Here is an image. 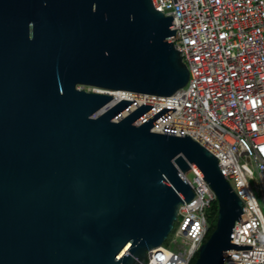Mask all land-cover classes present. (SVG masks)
Here are the masks:
<instances>
[{
    "label": "water",
    "instance_id": "water-1",
    "mask_svg": "<svg viewBox=\"0 0 264 264\" xmlns=\"http://www.w3.org/2000/svg\"><path fill=\"white\" fill-rule=\"evenodd\" d=\"M171 15L151 0H0V264H146L194 193L190 167L217 198L193 264H224L242 201L196 140L142 124L153 105L113 119L124 89L169 96L188 70ZM234 257V256H233Z\"/></svg>",
    "mask_w": 264,
    "mask_h": 264
},
{
    "label": "built area",
    "instance_id": "built-area-1",
    "mask_svg": "<svg viewBox=\"0 0 264 264\" xmlns=\"http://www.w3.org/2000/svg\"><path fill=\"white\" fill-rule=\"evenodd\" d=\"M151 2L173 19L170 29L174 36L167 39L178 48L188 70L186 84L169 96L124 89L90 90L113 95L100 110L121 99L132 101L113 119L141 104L153 105L133 121L136 125L162 108L173 109L151 131L187 134L207 148L242 201L230 237L231 242L251 248L227 250L225 255L231 256L225 257L224 264H264V214L258 200L264 205V0ZM189 171L192 177L187 173L185 177L194 195L179 204L174 222L173 235L180 236L181 244L170 238L173 247L162 244L152 249L146 264H190L207 238V212L214 207L216 217L217 198L193 167Z\"/></svg>",
    "mask_w": 264,
    "mask_h": 264
},
{
    "label": "rangeland",
    "instance_id": "rangeland-1",
    "mask_svg": "<svg viewBox=\"0 0 264 264\" xmlns=\"http://www.w3.org/2000/svg\"><path fill=\"white\" fill-rule=\"evenodd\" d=\"M81 87H83V88H85V89H92V88H97V89H101L100 87H94V86H87V85H84V86H81ZM187 173V177H189V178H191L192 177V172L191 171H188V172H186ZM258 200H259V204H260V207H261V210H262V212H263V214H264V205L262 204V202H261V199L258 197ZM207 214H208V222L209 223H211V222H215L216 221V217H215V215H213V213L211 212H207ZM174 228H175V224H174V226H173V230H171V232L169 233V235H168V238H167V240L166 241H164V245H170L171 247H173V244H171L170 242H168V240L170 239V238H172V237H175L174 235H173V233H174ZM175 239H176V242L177 243H179V244H181V238H180V236H176L175 237Z\"/></svg>",
    "mask_w": 264,
    "mask_h": 264
},
{
    "label": "trees",
    "instance_id": "trees-1",
    "mask_svg": "<svg viewBox=\"0 0 264 264\" xmlns=\"http://www.w3.org/2000/svg\"><path fill=\"white\" fill-rule=\"evenodd\" d=\"M211 211H212V213L215 211V210H214V207H211ZM214 226H215V222H211L210 225H209L208 232H207V237H208V235L211 233V231L213 230ZM194 261H195V259L192 260V262H191L190 264H193Z\"/></svg>",
    "mask_w": 264,
    "mask_h": 264
},
{
    "label": "bare ground",
    "instance_id": "bare-ground-1",
    "mask_svg": "<svg viewBox=\"0 0 264 264\" xmlns=\"http://www.w3.org/2000/svg\"><path fill=\"white\" fill-rule=\"evenodd\" d=\"M113 96V95H112ZM115 98H118L117 95H115ZM113 102V101H112ZM111 102V103H112ZM157 249L161 248V246L156 247Z\"/></svg>",
    "mask_w": 264,
    "mask_h": 264
}]
</instances>
